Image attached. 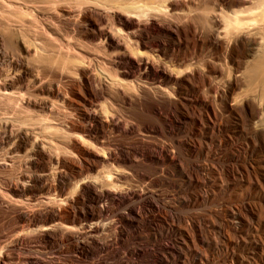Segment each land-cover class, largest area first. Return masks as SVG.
Segmentation results:
<instances>
[{"label":"bare ground","instance_id":"6f19581e","mask_svg":"<svg viewBox=\"0 0 264 264\" xmlns=\"http://www.w3.org/2000/svg\"><path fill=\"white\" fill-rule=\"evenodd\" d=\"M136 262L264 264V0H0V264Z\"/></svg>","mask_w":264,"mask_h":264},{"label":"rangeland","instance_id":"374dc122","mask_svg":"<svg viewBox=\"0 0 264 264\" xmlns=\"http://www.w3.org/2000/svg\"><path fill=\"white\" fill-rule=\"evenodd\" d=\"M166 245H167V246H171L170 242H166ZM134 262H135V261H134ZM134 264H139V263L136 262V263H134Z\"/></svg>","mask_w":264,"mask_h":264}]
</instances>
